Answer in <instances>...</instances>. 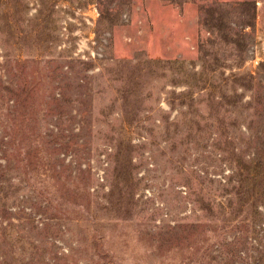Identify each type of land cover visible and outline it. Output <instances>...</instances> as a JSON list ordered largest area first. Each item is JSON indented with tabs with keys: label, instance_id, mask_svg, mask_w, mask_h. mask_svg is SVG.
<instances>
[{
	"label": "rangeland",
	"instance_id": "1",
	"mask_svg": "<svg viewBox=\"0 0 264 264\" xmlns=\"http://www.w3.org/2000/svg\"><path fill=\"white\" fill-rule=\"evenodd\" d=\"M0 264H264V0H0Z\"/></svg>",
	"mask_w": 264,
	"mask_h": 264
}]
</instances>
